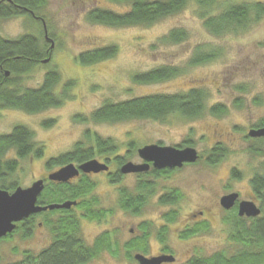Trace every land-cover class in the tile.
Wrapping results in <instances>:
<instances>
[{
    "label": "rangeland",
    "instance_id": "obj_1",
    "mask_svg": "<svg viewBox=\"0 0 264 264\" xmlns=\"http://www.w3.org/2000/svg\"><path fill=\"white\" fill-rule=\"evenodd\" d=\"M221 1L227 4L264 3V0ZM96 7L121 12L128 10L129 5L113 0H47L41 11L48 33L55 41V48L50 61L40 63L26 74L22 85L39 87L51 70L60 74V94H63L67 82L74 84L69 87L68 96L60 107L35 114L13 108L0 109V134L9 133L17 124L26 125L34 131L37 144L46 148L43 159L31 156L21 159L10 180L24 188L31 186L48 172L45 164L49 158L71 150L79 141H87L88 130L115 144L116 150L110 157L130 158L134 162L141 161L138 149L145 145L160 143L175 146L188 137L202 154L207 153L206 149L221 139L217 132L224 131L227 140L223 142L228 155L218 165L209 166L205 160H200L175 176L160 178L159 192L162 188L168 190L178 186L185 196L179 204V219L171 225L165 241L171 245V253L178 264L184 263L193 254L209 256L222 250L234 252L237 247L229 241V230L223 225L227 214L221 212L219 200L231 191L240 192L243 198L254 196L250 180L255 173L264 172V156L249 153L253 146L264 149V142H246L243 136L247 127L264 119V17L245 31L220 37L212 35L204 27V18L194 2L180 13L151 26L132 27H111L90 22L87 13ZM173 28L187 30L188 41L178 45L159 43L158 40ZM41 30V24L27 15L0 18V36L7 39L25 33L40 35ZM110 45L118 48L113 58L91 65L82 64L77 59L82 52ZM197 47L219 50L221 57L207 64L188 66L187 61ZM165 64L179 65L186 72L162 83L134 82L136 74ZM194 87L208 91L207 106L223 104L227 107V114L214 117L206 111L201 118L194 120L172 116L166 121L128 120L115 123H94L86 117L109 100L120 102L155 93L186 92ZM84 117L88 121L80 119ZM45 122L50 124L46 126ZM84 144L91 145L90 142ZM130 148L133 149L130 151ZM7 157L16 158V154L11 152ZM114 167L115 160L112 162ZM233 169L241 174L239 179L232 178ZM135 180V176L128 179L130 182ZM95 181L98 207L109 210V214L100 222L83 221L82 232L86 242L91 244L100 233L110 230L122 244L130 236L131 228L137 230L140 223L147 222L152 233L149 254H156L160 246L156 233L165 222L163 218L167 208L153 198L141 215L126 214L118 202L119 185L112 184L105 175L95 176ZM209 205L213 207L212 214L206 213L210 219L209 230L180 240V228L187 223L188 214ZM48 231L47 228L38 230L33 239L19 231L12 238L0 242V264L21 260L24 251L39 253L48 240L43 233ZM90 264L138 263L128 260L121 251L117 257L104 252Z\"/></svg>",
    "mask_w": 264,
    "mask_h": 264
},
{
    "label": "trees",
    "instance_id": "obj_2",
    "mask_svg": "<svg viewBox=\"0 0 264 264\" xmlns=\"http://www.w3.org/2000/svg\"><path fill=\"white\" fill-rule=\"evenodd\" d=\"M113 1L126 2L129 5L128 10L120 12L96 7L88 11L87 19L90 22L111 27L151 26L168 16L180 13L194 2L199 8L201 17L204 18V27L212 35L221 37L245 31L264 17V3L259 1L228 4L221 0ZM46 5L47 0H10V2L0 0V18L27 15L35 20V16L45 20L41 11ZM38 23L43 28L41 20ZM42 37L44 38V28L40 35L25 33L13 39L0 36V109L13 108L35 114L50 108L60 107L64 103L68 96L69 87L74 83L67 82L63 94L56 93L55 90L61 82L58 71H49L39 87H24L22 85V78L32 72L46 57L50 56L49 45L41 39ZM188 39L187 30L173 28L158 42L166 45H178L188 41ZM117 53L118 48L115 45H110L82 52L77 56V59L82 64L91 65L113 58ZM221 54V51L216 49L197 47L187 61V65L207 64L220 58ZM185 72V68L179 65L165 64L138 73L133 76V80L137 84L162 83L177 78ZM208 97L209 94L205 88L194 87L186 92L155 93L120 102L109 100L86 117L94 123H115L128 120L166 121L172 116L195 119L204 115L207 110L216 116L227 114L226 106L206 107ZM86 117L80 119L88 121ZM49 124L50 122L44 123L46 126ZM86 140L84 142L87 144L90 142L91 145H85L83 141L79 142L72 152L50 159L48 166L65 164L69 161L81 163L97 155H111L116 150L115 144L110 139L91 133L89 130L86 133ZM250 151L255 155L262 154L256 148H251ZM11 152H15L16 158L7 157ZM43 154V147L37 144L34 131L26 125L17 124L9 133L0 134L1 188L13 191L19 187L17 182L10 180L19 161L31 155L42 157ZM223 157L222 150L217 148L213 151L211 163H216ZM232 175L233 178H238L235 170ZM253 185L260 197L264 198V175H256ZM91 187V184L86 185L85 188L79 185L72 187L69 184L62 186L53 184L46 191L45 197L47 196V199L42 197L41 201L43 204H47L65 199H76L77 196L84 198L88 195ZM150 188L149 184L144 187L139 185L138 195L144 194L141 189L148 191ZM126 196H128L127 193ZM126 201L122 200L121 206L133 213L137 212L134 207H138L140 204L138 196L133 198L128 196ZM167 201V199L163 200L164 203ZM92 202L85 198L80 203L79 209L84 212V217L101 220L107 211L101 210L99 213L94 211ZM65 212L67 219L57 223V229L54 228V242L51 245L37 254L24 251L23 258L11 264H86L105 250L116 257L120 255L122 250L112 240L109 233L101 235L93 247L84 245L77 238L79 223L76 216L71 213V210ZM237 222L238 220L233 223L229 232V241L233 247H237L234 252L228 253V251L222 250L209 256L199 255L191 257L181 264H264V215L254 222L252 230L241 227ZM26 234L28 233H24L25 236ZM136 243L139 241L133 240L125 252L131 255L132 252L139 251ZM142 251L147 252V249L143 248ZM130 258L132 259V257Z\"/></svg>",
    "mask_w": 264,
    "mask_h": 264
},
{
    "label": "flooded vegetation",
    "instance_id": "obj_3",
    "mask_svg": "<svg viewBox=\"0 0 264 264\" xmlns=\"http://www.w3.org/2000/svg\"><path fill=\"white\" fill-rule=\"evenodd\" d=\"M35 18L38 22H39V20H41V22L43 23V20L40 17L35 16ZM43 28H44V24H43ZM43 40H45V42L48 43V45L50 44L49 45L50 56L48 57V60L50 61L52 52L54 51V48H55V41L50 35L48 37L46 36L45 28H44ZM53 45H54V47H52ZM45 60H47V59H44L42 61V63H44ZM44 64H46V63H44ZM55 91H56V93L60 94L58 87L56 88ZM216 105L225 106L223 104H216ZM216 105H214V106H216ZM206 107H209V106L206 105ZM212 116L222 117L223 115L222 116L212 115ZM201 117H199V118H201ZM195 119H198V118H195ZM189 120H194V119H189ZM263 127H264V119H260L256 123H254L253 125L247 127L246 132H244V134H243L244 140L246 142L249 140H252L255 142H264V136H261V137L249 136L250 130H252V129L258 130V129H261ZM217 136H220L221 139H219L217 142H215L214 146H209L208 149H206L207 153L202 154L201 151L193 144L190 137H188L181 144L175 145L174 147H176L177 149H185L187 147L194 148L198 152V159L196 162H198L200 160L201 161L205 160L206 164H208L209 166H216L228 155V151H227L226 147L224 146V142H223L224 140H227L225 138L226 134L224 133V131L217 132ZM79 142H77V143H79ZM77 143L73 146V148L71 150H69L65 153L72 152L74 150V147L77 145ZM158 145L170 146V145H162L160 143ZM42 147L44 150V154L42 157H35L34 155H31V157H33L35 159H43V157L45 156V153H46V148L44 146H42ZM217 148L222 150L224 157L216 163H211L213 151H215ZM251 148H256L262 152V154H256V155L264 156V149L262 147L253 146ZM131 149H133V148H130L128 150L131 151ZM250 152L251 151H249V153ZM65 153L58 155V157L65 154ZM97 157L99 159L100 158H102V159L99 160ZM138 157L141 160L140 162H134L132 160H129L130 158L121 159V157H115V156H114V158H112V157H110V155L101 154V155H97L96 157H93V158L86 160L84 162H81V163H77L76 161H69L65 164L51 165L50 167L48 166V161L52 158H57V157L49 158L45 164L46 170L48 172L45 174V176H42L36 180V181L43 180V184H44V189L42 190V192L38 196L37 205L43 207V206H49L52 204H60V205H62L64 203H74V204L70 208H56L53 210L48 209L45 211H40V212L31 214L28 218L18 222L16 229L12 233H9L7 236L2 237L0 239V242H3L7 238H12L19 231H21V233L22 232L28 233V234H26V237H30L33 239L38 230H42V229L45 230V228H47L49 231L43 233V235L48 237L47 238L48 240L46 242V246L44 247V248H46L54 242V237H55V229L54 228L57 229V223L61 222L62 220L65 221L67 219L65 211L71 210V213L76 216V219L78 220V223H79V225H78L79 233L77 235V238L80 239L82 241V243L86 246H91V247L95 246L98 238L101 235H103L105 233H109L112 237V240L119 245L120 250L124 251L125 257L128 260L135 261L138 264H140V262L135 258V256L137 254H142L146 257H158V256H162V255H172L175 257V255H173L171 253V251H172L171 245L167 244V242H165V241H167V234H168V230L170 229L171 225L174 224L179 219L178 217L181 213L180 208H179V204L184 200L185 196L183 195V191L180 188H178V186L169 187L168 190H164V188H162V191L159 192V186H160V184H159L160 180L159 179L160 178L166 179L167 177H170L172 175L175 176L176 174H178L182 170H184V168H186L187 166L195 165L196 162H194V163H188L187 162V163H184L182 166L164 167L161 169L155 168L154 164L152 162H150V163H148L149 168L146 171L131 172V173H123L121 171L122 167L128 162H133L135 164H144L145 161L139 156V154H138ZM91 160H98L100 163L106 164L108 166V169L103 170V171H99V172H93V171L86 172V171L82 170L81 166L83 164L91 161ZM114 160H115V167L113 169L112 168V162H114ZM68 165H73L77 171V174L74 177H72L69 181H67V182L55 181V180H51L49 178V176L52 173L57 172L60 169H62L63 167H66ZM234 170L238 174V178L236 177L234 179H239L241 174L239 173V171L237 169H233L232 174H233ZM232 174H231V176L233 178ZM98 175H105V176H107L108 180L112 184L119 185L118 202H119L121 210L123 212H125L126 214L135 215V216L141 215L143 208H145V206L148 205V203L153 198H155L161 206L167 208V210L164 212L165 214H164V218H163L165 220V222H162V226L158 229V231L156 233L157 241H158V244L160 245L158 248V252L156 254H154V255L149 254V250L151 249L150 248V240H151L152 233L150 231V227H149V224L147 222L140 223L137 230L131 228L129 230L130 236L122 244L116 240L117 238L115 236V233L113 231H110V230H106V231H103L102 233H100L94 239L93 243L90 244V243L86 242L85 237H84L83 232H82L83 231V228H82L83 221L85 220L87 222H90V221H99L100 222V221L105 220L107 218L106 217L107 215L104 214V216L102 217L101 220L89 219L87 217H84V212H82V210L79 209L80 203L83 200H85V198H86V200L93 201L91 204H92V208L94 211L99 213L101 210H103V211H107V214H109L108 213L109 210H107L105 208H99L98 207V205H99L98 200L99 199L97 198L96 193H95L96 188H97L95 176H98ZM256 175H264V172L263 173L262 172L261 173H255L254 176L252 177V179L250 180L252 189L254 191V196L251 195L248 198H245V197L243 198L241 193L237 192V191H231V192L225 194V195H228L231 193H237L239 195L238 199L235 201V204L229 209L225 208L221 203V199L225 195L222 196L219 200V203H220L219 206L223 210L221 212L224 214H227V216L223 219V225L225 226V229L227 228L229 230V232H230V229H232L231 227L236 220H238L237 223L240 224L241 227H243V228L245 227L247 229L252 230V226H253L254 222H256L258 218H260L264 215V198L260 197V195L257 193V191L255 190L254 185H253V180H254V177ZM131 176H135L136 180L132 181V182L128 181L129 177H131ZM36 181H34V182H36ZM53 184L61 185V186L69 184L72 187L79 185V186L84 187V188L86 185L91 184L92 187L90 189L91 191L89 190L88 195L84 198L77 196L76 199H65V200H60V201H56V202H50L47 204H43V202L41 201V198L45 197L46 191L48 189H50ZM146 184H149L151 188L148 191L141 189V191L144 194L141 193V195L139 196L138 195L139 185H141V187H144ZM132 185H133V187H132ZM13 191H15V190H13ZM13 191H9V192L12 193ZM126 193L130 198L138 196V199H140L139 206L134 207V209L138 213L135 211H134L135 213H133L131 210H126L121 206L122 200H124V202H127L126 200H127L128 196H126ZM45 199H47V196L45 197ZM164 199L168 200L167 203L163 202ZM242 201H251V202L255 203L256 206L261 210L260 214L257 216H248L246 213H244L243 215H241L240 214V205H241ZM204 202H207V200H204ZM204 209L201 207L198 210H195V211L190 212L188 214L187 223L180 228V233H179V236L181 238L180 240L189 239L195 235L206 233L209 230L210 219H208L206 217V213L212 214L213 207H212V205L204 206ZM145 223H147V224H145ZM24 230H26V231H24ZM185 236H187V237H185ZM133 240L139 241V243H136V247H139V251H134L130 255L128 252L126 253L125 250L128 249V246L132 243ZM142 247L147 249V252L142 251V249H143ZM104 252L105 253L108 252L109 254H111L109 251L105 250V251H102V253H100L99 255H97L96 258H98ZM195 256H199V255L193 254L191 257H195ZM130 257H132V259ZM191 257H189V259ZM96 258L91 259V261L87 262L86 264H90ZM162 264H178L177 258L175 257V261H173V262H164Z\"/></svg>",
    "mask_w": 264,
    "mask_h": 264
},
{
    "label": "water",
    "instance_id": "obj_4",
    "mask_svg": "<svg viewBox=\"0 0 264 264\" xmlns=\"http://www.w3.org/2000/svg\"><path fill=\"white\" fill-rule=\"evenodd\" d=\"M10 1V0H8ZM45 34L48 37V29L46 21L43 19ZM54 47V45L52 46ZM49 60H45L47 63ZM251 137L264 136V127L258 130L252 129L249 132ZM139 156L145 161L144 164H135L133 162L126 163L121 171L123 173L146 171L152 162L155 168L182 166L184 163H194L198 159L196 149L187 147L185 149H177L174 146H161L158 144L145 145L138 149ZM86 172H99L107 170L106 164L100 163L98 160H91L81 166ZM77 174L73 165L63 167L57 172L52 173L49 178L55 181L67 182ZM44 189L43 180L34 182L29 187H17L12 193L0 187V239L12 233L17 223L28 218L31 214L45 210H53L56 208H70L74 203L52 204L49 206H38V196ZM237 193L225 195L221 199V203L225 208H231L238 199ZM261 210L251 201H242L240 205V214L246 213L248 216H257ZM135 258L140 264H162L164 262H173L175 257L172 255H162L158 257H146L137 254Z\"/></svg>",
    "mask_w": 264,
    "mask_h": 264
}]
</instances>
